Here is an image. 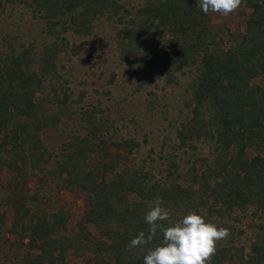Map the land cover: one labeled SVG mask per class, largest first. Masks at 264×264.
<instances>
[{
  "label": "trees",
  "instance_id": "1",
  "mask_svg": "<svg viewBox=\"0 0 264 264\" xmlns=\"http://www.w3.org/2000/svg\"><path fill=\"white\" fill-rule=\"evenodd\" d=\"M241 6L244 31L197 0H0V261L143 264L159 196L229 229L211 264H264V0Z\"/></svg>",
  "mask_w": 264,
  "mask_h": 264
},
{
  "label": "clouds",
  "instance_id": "2",
  "mask_svg": "<svg viewBox=\"0 0 264 264\" xmlns=\"http://www.w3.org/2000/svg\"><path fill=\"white\" fill-rule=\"evenodd\" d=\"M241 3L242 0H197L205 14L213 12L224 17L235 12ZM144 220L149 225L148 233L140 231L127 250L150 244L157 233L162 240L146 249L143 264H211L218 243L230 236L228 228L209 221L196 210H188L174 220L159 196L148 204Z\"/></svg>",
  "mask_w": 264,
  "mask_h": 264
},
{
  "label": "rangeland",
  "instance_id": "3",
  "mask_svg": "<svg viewBox=\"0 0 264 264\" xmlns=\"http://www.w3.org/2000/svg\"><path fill=\"white\" fill-rule=\"evenodd\" d=\"M250 10L241 6L232 14L227 17L221 16L218 13L212 14L213 21L217 23H226L229 25L234 31H244L246 28V18L248 17ZM78 66L80 68V72L84 76H94L91 73L90 67L84 61L78 60ZM88 70V71H87ZM257 84L264 86V75L257 77L254 80ZM62 198L65 200L67 207L72 211L73 221L77 219L79 212L83 208V199L82 193L80 191H76L74 193H70L68 191H62L61 193ZM8 216L11 217L12 211L10 208H7ZM10 222V221H9ZM93 229V228H92ZM95 232V229H93ZM71 261L73 263H86V260L81 258L71 257ZM0 264H10L8 261H0Z\"/></svg>",
  "mask_w": 264,
  "mask_h": 264
}]
</instances>
